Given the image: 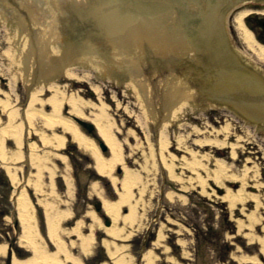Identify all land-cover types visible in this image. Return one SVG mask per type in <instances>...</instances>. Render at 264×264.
Wrapping results in <instances>:
<instances>
[{"label":"rangeland","instance_id":"rangeland-1","mask_svg":"<svg viewBox=\"0 0 264 264\" xmlns=\"http://www.w3.org/2000/svg\"><path fill=\"white\" fill-rule=\"evenodd\" d=\"M63 54L0 0V99L8 103L0 131H10L0 155V264H264V128L199 97L154 103L131 78L72 59L32 86L37 69L41 78ZM53 98L61 108L49 121ZM99 113L122 155L108 175L99 160H113V147L85 125L96 126ZM18 151L22 160L12 161ZM215 184L247 198L231 204Z\"/></svg>","mask_w":264,"mask_h":264},{"label":"water","instance_id":"water-1","mask_svg":"<svg viewBox=\"0 0 264 264\" xmlns=\"http://www.w3.org/2000/svg\"><path fill=\"white\" fill-rule=\"evenodd\" d=\"M2 1L74 60L131 78L154 103L201 95L264 126V74L228 34L231 0Z\"/></svg>","mask_w":264,"mask_h":264},{"label":"bare ground","instance_id":"bare-ground-1","mask_svg":"<svg viewBox=\"0 0 264 264\" xmlns=\"http://www.w3.org/2000/svg\"><path fill=\"white\" fill-rule=\"evenodd\" d=\"M251 38H252V36L250 34H247V39L249 41V45L251 46V48H253V50L257 51L258 55H262L264 53V47H262V46H260L259 48L255 47V45L252 43ZM68 58H69L68 57V53L64 49V54H63L62 60H60L61 62L57 63L55 61L56 59H52V58H51L50 61H48V62L46 61L47 63H45L44 66H43L44 67V69H43L44 70V74H43V76H41V78L39 77L37 79L36 83H38V85L39 84H47L48 81L45 78H47V76L50 77L49 76L50 73L53 72L52 69L59 72L58 69L60 68V65L64 64V62H66L65 60H71V59L74 60L73 58H69V59ZM41 68H38L36 73L38 71H41ZM67 75L69 77H74V78L78 76L77 73H75L73 71L67 72ZM35 77L37 78L36 74L34 73V80H35ZM32 86H33V84H32ZM189 98H193V97H189ZM194 98L196 99L198 97H194ZM32 99H33V96H32ZM53 101H54L55 112H54V114L52 113V114H50L48 116L49 121H50V119L54 120L55 117L59 116L58 113L60 112V108H61L60 99L58 100L57 98H53ZM68 101L73 105L74 111H77L78 110L77 109V103H76L77 99L74 96L71 95V96L68 97ZM0 105L3 108V110H7V107H8V103L7 102H5L4 100L0 99ZM207 105L210 106L211 104L208 103ZM17 114H18L17 110H10L8 115H9L10 119L13 120L14 117H16ZM95 121L97 123V125H96L97 127L95 125H94V127H96L99 130V134L101 135V137L105 140V142H108L109 144H111V146L113 147V150H114V159L113 160H110V161L109 160H104V159L99 160V166H98L99 173H101L103 175H108V174H110L112 172L114 164L116 162L122 160V155H121V151H120V148H119L120 146H119V144L117 142L116 137L112 133L111 124L110 123H106L104 121V114L103 113L96 114ZM68 130L73 132L74 138L76 140H78L79 143L82 144L85 141V139L82 136V134L72 124H71V126H68ZM0 133L2 134V137H0V155L3 156V158H4L5 157L4 156V153H5V151H4L5 136L8 133H10V131H9L8 128H2ZM166 140L164 139V136H162V139H161V145L162 146H164L166 144ZM206 142L207 143L215 142L217 145L226 143V141L222 142V141L212 140V139L208 140ZM63 145H64V139H59L58 140V144H57L58 148L62 147ZM22 158H23V156H22L20 151L16 152V154H13V156H11L12 161H19V160H22ZM214 174H216V172H214ZM24 198L25 197L23 196V198L21 197V199H20L21 206H24V205L26 206L30 202V201L25 200ZM225 198L227 200H229L231 202V204H235L238 200H242L243 198L246 199L247 196H239L238 197L233 192H226L225 193ZM30 210L33 211V209H27V213H29ZM27 216H29V217L25 218L24 220H25V222L27 224H30V229H31V228L34 227L33 224L35 223L34 216H31V214H27Z\"/></svg>","mask_w":264,"mask_h":264},{"label":"flooded vegetation","instance_id":"flooded-vegetation-1","mask_svg":"<svg viewBox=\"0 0 264 264\" xmlns=\"http://www.w3.org/2000/svg\"><path fill=\"white\" fill-rule=\"evenodd\" d=\"M226 27L234 43L264 73V53L258 55L245 39L250 34L255 47H264V0H231Z\"/></svg>","mask_w":264,"mask_h":264}]
</instances>
